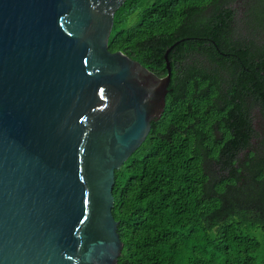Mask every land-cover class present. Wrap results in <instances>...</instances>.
<instances>
[{
    "label": "trees",
    "instance_id": "obj_1",
    "mask_svg": "<svg viewBox=\"0 0 264 264\" xmlns=\"http://www.w3.org/2000/svg\"><path fill=\"white\" fill-rule=\"evenodd\" d=\"M126 0L111 51L159 76L164 113L116 170L118 264H264V0ZM260 229L262 238L254 235Z\"/></svg>",
    "mask_w": 264,
    "mask_h": 264
},
{
    "label": "water",
    "instance_id": "obj_2",
    "mask_svg": "<svg viewBox=\"0 0 264 264\" xmlns=\"http://www.w3.org/2000/svg\"><path fill=\"white\" fill-rule=\"evenodd\" d=\"M126 0H0V264H118L116 170L164 113L172 68L109 38Z\"/></svg>",
    "mask_w": 264,
    "mask_h": 264
},
{
    "label": "rangeland",
    "instance_id": "obj_3",
    "mask_svg": "<svg viewBox=\"0 0 264 264\" xmlns=\"http://www.w3.org/2000/svg\"><path fill=\"white\" fill-rule=\"evenodd\" d=\"M247 1H249V0H240V1L236 4V8H237V10H238V16H239L240 18L243 17V16H245V10H246V8H245L244 3H246ZM254 235H255L257 238L261 239V238H262V232H261V230H260V229H256V230H254Z\"/></svg>",
    "mask_w": 264,
    "mask_h": 264
}]
</instances>
